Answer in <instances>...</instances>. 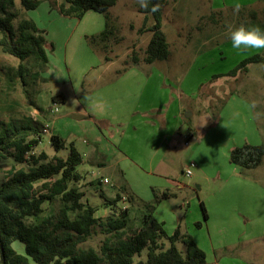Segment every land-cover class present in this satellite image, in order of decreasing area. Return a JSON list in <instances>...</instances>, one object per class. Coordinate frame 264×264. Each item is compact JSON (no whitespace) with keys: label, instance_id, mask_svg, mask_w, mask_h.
<instances>
[{"label":"rangeland","instance_id":"1","mask_svg":"<svg viewBox=\"0 0 264 264\" xmlns=\"http://www.w3.org/2000/svg\"><path fill=\"white\" fill-rule=\"evenodd\" d=\"M50 1L40 0L47 2V7L37 11L39 23L49 31L45 34L47 67L40 75L41 67L27 61L26 92L15 73L18 59L0 48V122L32 119L42 124L40 129L47 125L50 132L65 141V147L55 151L50 135L42 131L41 143L33 150L36 155L43 151L48 157H64L72 144L82 156L77 166L82 176L76 185L84 193L83 201L88 198L99 207L105 202L101 195L110 200L116 194L131 196L132 203H117L129 208L131 226L140 225L141 205H152L153 217L167 235L181 221L183 232L205 253V264H264V156L251 169L229 161L232 148L264 142V60L249 64L247 72H237L236 77L226 75L249 56L259 54L264 58V49H233L228 37L230 25L264 28V0H166L161 29L169 44V55L167 60L152 64L142 61L151 34L140 31L150 26L152 19L149 15L145 18L137 0H117L107 10L110 19L113 14L117 17L116 23L109 19L116 33L107 37L105 50L86 39L104 29L103 14L91 11L88 16L96 19L64 16L57 7L63 0H56V5ZM235 5H239L238 11H234ZM212 8L217 15L204 25ZM43 10L54 12V16ZM15 11L14 26L22 19L31 20L32 14L38 15L22 9L18 0ZM251 11L256 13L255 21L249 17ZM132 55L139 63L124 71ZM104 58H109L112 65L99 78L100 85L123 79L139 85L147 79L135 109L143 112L153 106L163 107L166 123L160 122L154 112L148 119L156 126L140 120L136 130L133 123L142 118L138 113L118 128L72 117L83 96L82 91L75 94L71 85L91 86L106 65ZM219 74L223 76L213 77ZM57 94L65 100L53 103L52 97ZM125 109L119 112L122 120L135 115ZM177 125L181 127L179 132ZM187 127L194 133L191 137ZM166 128L171 137L156 151ZM156 152L157 158L168 162L166 174L149 169L147 162ZM191 161L195 164L190 167L192 175L185 176ZM27 168V164L11 159L0 162V183L13 171ZM103 179L107 183H102ZM164 192L173 195L162 198ZM200 202L207 220L203 219ZM42 207L43 215H47L58 209L59 202H45ZM101 238L98 233L84 246L97 248ZM176 246L184 250L182 243ZM12 247L24 254V245L19 241H13ZM144 257L145 251L141 253V259Z\"/></svg>","mask_w":264,"mask_h":264},{"label":"trees","instance_id":"2","mask_svg":"<svg viewBox=\"0 0 264 264\" xmlns=\"http://www.w3.org/2000/svg\"><path fill=\"white\" fill-rule=\"evenodd\" d=\"M18 2L22 9L29 11L36 9L40 0ZM51 2L56 5V0ZM116 2L63 0L57 7L62 15L77 19L87 11L103 14L104 29L98 34L86 36V39L92 46L105 50L107 37L116 33L114 26L109 25L107 10ZM165 2L151 0L147 9H141L145 18L149 15L152 19L150 26L140 29L151 34L142 58L148 64L165 60L169 55V44L161 29ZM153 5L157 7L156 12L150 11ZM249 14L251 19H256L255 12ZM16 17L15 0H0V48L3 53L18 59L15 73L26 92L27 61L36 62L41 67L38 72L42 73L48 58L43 30L27 19L14 26ZM263 60L259 54L249 56L226 75L247 72L249 64ZM137 62L139 59L132 55L131 61L125 62V65ZM38 72L35 75L38 76ZM221 76L223 74L213 77ZM52 102H63V98L57 94L52 97ZM41 125L32 119L23 123L11 120L0 122V162L11 159L14 163L28 165L26 170H15L0 183V264H205V253L191 236L180 232L178 227L167 235L153 217V206L150 204L141 205L142 219L137 227L129 224V208L117 205L121 200L119 194L105 203L110 213L104 218L97 217L95 208L82 200L84 193L76 185L82 176L77 171V166L82 163L78 150L71 144L65 157H48L43 151L34 154L33 150L42 139ZM49 138L55 151L65 147V141L59 135L51 134ZM263 156L264 142L243 144L230 150L229 161L242 169H251L260 164ZM172 195L164 192L162 198ZM56 200L59 202L58 209L43 215V203L51 204ZM126 200L133 202L131 196ZM200 208L203 219H207L202 202ZM196 225L200 226V223ZM98 233L102 238L97 248L84 246ZM15 240L24 245V254L12 247ZM178 242L184 245V250L177 248ZM143 251L145 257L141 259Z\"/></svg>","mask_w":264,"mask_h":264},{"label":"crops","instance_id":"3","mask_svg":"<svg viewBox=\"0 0 264 264\" xmlns=\"http://www.w3.org/2000/svg\"><path fill=\"white\" fill-rule=\"evenodd\" d=\"M210 4H212V3L210 2ZM42 5H44V6H42ZM39 7H47V2H42L38 5V7L36 9L30 10V11H33L32 13L38 14V15L32 14L31 20L36 24V26L39 29H42L43 32H44V30H46V32L43 33V35L45 37V34L49 35V31H47L48 30L47 27H45L43 24L39 23L38 17L40 16V13L37 12ZM211 11H213V12L209 13V16H207L208 18H206V21L204 22V25L207 24L208 21H209V23H211L212 20H210V19L212 17H214L215 14L217 15L215 9L212 8ZM43 12H45V14L48 16H51V17L54 16L53 15L54 12L48 13L47 10H43ZM90 12L91 11H87L80 19H82L84 17H90V19H96V18H92V16H88V15H90L89 14ZM116 17H117V15L113 14V21L115 23H116ZM256 19H257V17H256ZM256 19H253L252 21H255ZM53 20H54V18H53ZM95 25H99V24H95ZM104 25H105V21H104ZM198 27L200 28V26H198ZM45 41H46V38H45ZM67 46H68V44L66 45V47ZM64 48H65V45H64ZM104 59H105L106 65L104 66L103 70L101 71V74L99 76H97V79H95V80L93 79V84L91 86H88V84H83V83L80 85H79V83H78V85H77V83L71 85L75 94L77 91H79V92L82 91L81 95L83 96V97H79V99H78L79 108L75 109L73 112L75 115H81L82 117L80 119H75V118L74 119L75 120H81V119L89 118L98 124L103 123L104 126L109 125V126H114V127L118 128V127H123V125L126 123L125 120H127V119L133 120V118L135 116L137 117L136 114L138 113L142 118H140V119L137 118L135 120V122L133 123L134 129L136 130L141 124L140 120H142V122H144V123H149V125L151 127L156 126L154 123H152L148 119L149 117H151V112H154V115L157 118H159L160 122L166 123V114L164 113L163 107L153 106V107H150L149 109H147L143 112H137L135 109L137 101L144 94L147 79L141 80L139 85L131 84L126 79L116 80L118 82L113 81V82H110V83H107L104 85H100V79L99 78L101 77V75H103L104 73L109 71L110 67L112 65V63H110L108 61V60H110L109 58H104ZM165 60H167V59H165ZM138 63L139 62L127 63L126 64L127 67L124 69V71L127 68H129L130 66H135ZM152 63H149V64H152ZM116 72H118V71H116ZM235 77H236V75H235ZM235 77H233V78H235ZM233 81H235V80H233ZM213 84H214V82H213ZM77 88H80V89H77ZM60 95L62 96L63 101H64L65 100L64 96L62 94H60ZM120 98H123L126 101H130V104L126 105L125 103H123V101H122L123 99L121 100ZM125 108H127V110L129 112L130 111L133 112V114H135V115L130 116V117L125 116V119L122 120V118H119V116H121V115H119V112H123V110ZM144 119H146V120H144ZM45 126H47V125H45ZM180 128H181L180 125L176 126V130L178 132H179ZM47 130H48L49 135L55 134V133L50 132L48 126H47ZM118 132H121V129ZM187 132H188V137H191L194 134V133H192V130L190 127H187ZM163 133L164 134L161 135L159 138L160 141H158L156 143V151L158 150V148L160 149V147L162 145H164L167 142V140H169L171 137V133L169 131H167V128H166V130H163ZM158 155H159V153L156 152L155 156H150V159L147 162L149 169L152 170L151 172H154L156 170V171H160L161 174H163V173L166 174L168 171V167H169L167 164L168 162L164 158H157ZM194 166H195V164H194ZM191 175H192V172H191ZM170 182H171V180H167L166 183H170ZM174 183H176V182H173V184ZM83 197H84V195H83ZM101 198L104 199L105 202H104V205L99 206V207H96L95 204L91 203L90 199H88V198H86L84 201L89 203L90 205H92L95 208V210H96L95 215L97 217L103 218V217H106L110 213V208L106 207V205H105V203H107V201L110 199H107L103 195H101ZM182 207L184 209L183 204L181 205V209H182ZM106 212L108 213L107 215H106ZM184 213H185V211H184ZM184 213L182 215H184ZM152 215H153V212H152ZM205 220H207V219H205ZM178 222L179 223L177 224V227L180 229V232L184 233L182 230L181 221L179 220ZM215 264H219V263H215Z\"/></svg>","mask_w":264,"mask_h":264},{"label":"clouds","instance_id":"4","mask_svg":"<svg viewBox=\"0 0 264 264\" xmlns=\"http://www.w3.org/2000/svg\"><path fill=\"white\" fill-rule=\"evenodd\" d=\"M141 9H147L151 0H137ZM239 5L234 6V11H238ZM151 12H156L157 7L153 5ZM228 37L233 49L245 51L249 48L264 49V28L259 26L235 25L228 26Z\"/></svg>","mask_w":264,"mask_h":264},{"label":"built area","instance_id":"5","mask_svg":"<svg viewBox=\"0 0 264 264\" xmlns=\"http://www.w3.org/2000/svg\"><path fill=\"white\" fill-rule=\"evenodd\" d=\"M44 133H48V130H47V126L45 127V128H43V130H42ZM194 166V164L192 163V162H190L188 165H187V167L185 168V170H184V175L185 176H190L191 175V170H190V167H193ZM102 183H107V180L106 179H103V182ZM121 200H122V202L124 203V201H126V198H124V197H121ZM127 206H121V208H126Z\"/></svg>","mask_w":264,"mask_h":264},{"label":"water","instance_id":"6","mask_svg":"<svg viewBox=\"0 0 264 264\" xmlns=\"http://www.w3.org/2000/svg\"><path fill=\"white\" fill-rule=\"evenodd\" d=\"M72 117L75 118V119H80L82 116L81 115H75L74 114Z\"/></svg>","mask_w":264,"mask_h":264}]
</instances>
